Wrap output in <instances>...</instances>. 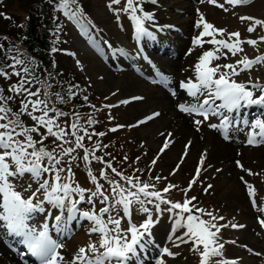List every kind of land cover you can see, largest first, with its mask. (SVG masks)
Segmentation results:
<instances>
[{
    "label": "rangeland",
    "instance_id": "obj_1",
    "mask_svg": "<svg viewBox=\"0 0 264 264\" xmlns=\"http://www.w3.org/2000/svg\"><path fill=\"white\" fill-rule=\"evenodd\" d=\"M176 1L156 0L153 3L150 0H140L143 10L153 15L154 25L158 24L157 28H161L162 34L159 37L162 40H150L153 49L148 50L151 55H148L141 65L143 70L131 69L130 64H128L123 70L118 71L114 66L101 64L100 60L89 50L88 42H86L87 33L85 31L87 28L85 23H88L90 30L88 37L99 39L109 58L114 61L118 59L121 49H133L130 40L132 26L130 27L127 18L128 16L130 19V14L123 11L116 13L110 10L108 7L110 0H82V2L88 3L89 15L85 17L78 12V18L84 19L80 20V24L75 31L70 24L73 17L68 15L69 22L67 21V14H65V11L63 12V16L65 14L66 32L60 37L63 47L60 53L59 68L63 72L72 71L77 73L78 76L83 78L85 91L93 99L92 107L98 110V116L100 117L98 125L101 127L94 126L91 130H99L100 133L105 135H96L94 132L90 134H93V137L96 138L95 144L104 143L113 152V167L125 176L139 177L143 182L155 184L156 190H162L168 184L177 185L178 187L163 193L166 199L173 202H183L186 195L188 198L195 196L197 199L192 202L193 204L212 212L216 217H223V219L213 221L217 225H226V227L220 229L218 234L219 242L224 245L223 255L214 257L213 260H235L236 264H264V226L260 223V220H264V211H261V209H264V143H247V134L250 127L235 122L228 126L227 132H224L222 128H216L217 135L210 128V125H219L222 117L214 115L213 119L210 117L211 122H205L208 119H204L199 113H182L177 107L179 102L186 105L196 102L195 98L191 97L187 90L181 87V82L187 83L192 76L196 75L194 67L198 62L196 58H199L202 54L198 56V53L215 47L207 43L203 47L193 44V37L198 36L202 30V28L196 27V21L200 15L203 14L204 18L217 28L226 29L223 36L217 35V39L221 37L228 39V33L239 32L240 39L245 41V39H250L251 36L264 34V29L258 27L256 32L249 33L247 28L250 22H242L239 17L244 14H253L255 18L264 20V0H254L245 7H233L225 3V0H218V3H224L228 11L208 3V0H203V2L201 0H184L190 5V10L187 11L186 8L185 11L174 10L173 4ZM125 2L126 0H121L120 4H113L112 7L113 9H122ZM5 9L8 13L19 10L17 3H12ZM165 9H169L168 14L163 13L166 11ZM138 13L141 16L143 14L142 12ZM174 13L178 16L181 15L182 19L185 20L190 18L187 30L178 25L165 27L169 21L166 16L171 17ZM22 15L24 14L22 13ZM117 15H119V19H117ZM130 22L132 24L131 19ZM192 25L191 33L189 29ZM190 33L191 37L189 38ZM175 36H179L183 40V47L178 51L173 41L175 52L172 50L171 53L173 54L170 53L169 55L166 51L171 50L172 46L167 44L166 40L172 41V39H176ZM203 39L208 40L210 37H204ZM156 44H159L160 47L154 48ZM242 48L243 52L235 56L228 53L226 58L221 56L219 60H213L211 66L234 64L243 56L254 58L264 54V43L261 42L256 46L244 43ZM190 49H192L191 52H189ZM179 57L181 58L180 64L177 62ZM172 59L176 62L174 63ZM155 69L164 70L169 85L175 87V93L178 92L174 96L175 99L159 86L149 85L142 79L147 71L153 74ZM221 71L227 70L221 69ZM134 76L137 78L136 80ZM233 79L237 82H247L251 79L253 82L259 80L264 83V65H255L250 71H244L233 77ZM36 88L37 86L33 84L32 91H35ZM133 95H138L140 99L124 103V96ZM221 111L223 112V110ZM157 112L159 113L158 116H153L150 120L147 119V117ZM232 115L234 116L235 113ZM240 115L241 117L244 116L242 113ZM254 116L255 114H251L247 117L251 120ZM22 119L28 125L33 123L28 116H24ZM64 120V118L60 119V123L63 124ZM196 120H202L203 122L197 125ZM170 121L171 124H169ZM179 121L187 122L190 129H192L190 131L201 141L202 145L200 144L196 148L197 151L191 143L189 144V137L179 138L174 135L180 125ZM158 122L160 123L159 128H155ZM111 129L116 130L112 131ZM167 134H173L169 142L166 141ZM34 136L39 139L38 135L34 134ZM226 139L232 140L226 141ZM213 140L217 141L220 147H227L231 144L236 147L232 149L234 151L230 156L223 157L221 155L222 148L213 149L212 147L210 149L208 145L205 147V142H213ZM166 142L168 147L161 152ZM45 143L51 147L52 138L50 137ZM83 154L82 149H78L77 152L73 153L78 157H82ZM95 155L97 156V153ZM202 157L203 164L200 163ZM67 159L68 157H65V160ZM154 160L155 163H153ZM237 161H239V164ZM72 167L75 180L82 187L94 190V185L89 180L86 168L90 167L93 174L99 177L101 168L106 166L96 160H92L89 165H86L82 159H77L72 162ZM197 168H200L198 177L196 176ZM106 170L110 177L120 180V177L111 173L110 169ZM157 176L162 177V179L156 180L155 177ZM241 177H243V180ZM194 178L196 182L185 194L183 189L187 188L189 182ZM245 181L253 186L255 190L254 197L249 195ZM15 183L17 190L21 191L25 197L31 196L38 186L28 175L16 180ZM100 183L104 184L105 189H108L109 186L104 180L101 179ZM29 184H31V188H28ZM208 185L212 187L208 188ZM206 188L207 191H205ZM228 189L232 191L236 189V191L229 194L228 191L230 190ZM40 198H43L42 194ZM253 199L256 201L255 206L252 202ZM48 205V203L44 204L45 210ZM101 206L99 199H97L96 209ZM78 207H81L80 211L83 212L88 211L91 206L82 202ZM147 207L151 210L153 218L158 220V223L151 229L150 239L153 243L142 253L145 264L150 262V264H155L156 260L161 258V248L165 247L174 253H178L174 257L164 254L165 264H199V255L191 251L192 243L189 241L188 243L178 244V240L175 238L185 229L179 230L174 238H167L169 228L173 225V215H168L169 211L166 210L169 205L161 204L160 213H157L155 207L151 204ZM44 213L45 211L35 213L30 223L39 228L43 224ZM59 214V210L53 214L52 224L55 223L54 217ZM195 214L201 215L200 213ZM145 216L147 214L137 211L136 206H134L131 219H134L135 224L142 223ZM201 218L204 220L210 219L207 214H203ZM86 221L88 220L81 219L79 213H77L76 219L67 220L66 224L63 225V227L67 225L64 229H68L66 232H69L70 236L72 235L71 238L64 240V247L60 249L68 260H71L72 254L79 247L86 246L90 241L97 242V235L88 232L91 222L86 223ZM82 224L84 225L82 226ZM232 224L243 225V227L233 228L231 227ZM121 226L127 228L128 221H122ZM1 230L0 233H2ZM53 238L56 239V236ZM20 250H23V248Z\"/></svg>",
    "mask_w": 264,
    "mask_h": 264
},
{
    "label": "snow or ice",
    "instance_id": "obj_2",
    "mask_svg": "<svg viewBox=\"0 0 264 264\" xmlns=\"http://www.w3.org/2000/svg\"><path fill=\"white\" fill-rule=\"evenodd\" d=\"M120 2L121 0H110L109 9L116 13L120 11L129 13L138 37L154 38V33L145 27V20L152 21L153 15L143 10L140 0H126L124 8L113 9L112 5L120 4ZM152 2L155 3L156 0ZM249 2L250 0H225V3L233 7L247 5ZM75 3L76 0H59L58 6L65 10V14L78 19V12L69 7L70 4ZM208 3L228 11L224 3H218V0H208ZM138 12H142L143 16L138 15ZM239 19L242 22H250L247 28L249 33L256 32L258 27L264 29L262 19L252 16H240ZM196 27L202 30L198 36L193 37V44L203 47L207 43L215 47L202 52L198 58L194 66L195 82L191 79L187 83L181 82V87L186 89L196 102L189 105L180 104L178 107L189 114L199 113L204 119H207L209 114L222 116L219 125L212 124L210 127L223 128L225 132L234 122L249 126L247 143H264V83L259 80L253 82L251 79L247 82H237L233 79L244 71H250L255 65H264V54L254 58L243 56L234 64L211 66L213 60H219L221 56L226 58L228 53L235 56L243 52L242 44L256 46L258 40H241L239 32L228 33L227 40L217 39V35L223 36L226 29L217 28L208 22L203 14L196 21ZM204 37H210V39L204 40ZM259 41H264V34L259 36ZM0 48H3V45H0ZM10 51L5 53L4 58H10L11 63L0 60V77L5 80H11L13 76L18 78L16 83L8 85L7 91L12 93L11 95H6L5 90L0 88V229L3 230V235L20 238V243L25 245L28 253L37 258L38 264H132L134 261L139 262L140 252L145 251L153 243L150 237L155 220L147 205H153L157 213H160V205L167 204L170 207L166 210L173 213V232L185 229L175 238L181 243L189 241L192 243L191 251L199 255V264H236L235 260H213L214 257L223 255L224 245L219 242L218 234L222 227H226V225H217L213 221L223 217H216L212 212L193 204L192 202L197 199L195 196L188 198L186 195L183 202L166 199L163 193L178 187L177 185L168 184L162 190H156L155 184L143 182L139 177L125 176L112 166L111 160L105 161L103 157L96 156L95 151L101 145L95 144L91 151L85 147V138L91 140L92 134H89L88 129L80 123V114L65 112L57 107V103H66L65 96L59 92L49 91L52 85L47 80H40L33 75L34 69H30L26 60L33 64L34 61L27 57L21 59L19 52L10 56ZM191 51L192 49L189 50ZM221 69L227 71H221ZM33 84L40 86L32 91ZM73 87L76 86L69 87L67 90L69 99L76 95L72 91ZM257 92L259 95L256 94ZM17 97H20L19 106L14 110L12 104ZM87 99L88 97L85 96L84 100ZM134 99H140V97ZM217 101L220 103L218 104ZM253 106L257 108L253 119L250 120L246 114L241 117V109H249ZM221 110H226L228 114H224ZM158 115V112L153 113L147 119L150 120ZM24 116H28L33 123L26 124L22 119ZM70 116L75 119H65L63 124L60 123L61 117ZM202 122V120L195 121L197 125ZM87 123L92 125L96 121L89 115ZM34 134L38 135L39 139H36ZM95 134L105 135L104 133ZM50 137L52 138L51 147L45 143ZM167 147L166 142L161 152ZM78 149L83 150L82 157L73 155ZM65 157L68 159L65 160ZM77 159H82L86 165L96 160L106 166L101 168L99 177L93 174L90 167L86 168L94 190L82 187L75 180L72 162ZM200 163L203 164V157ZM237 163L239 164V161ZM106 169H110L111 173L120 177V180L110 177ZM199 174L200 168H197L196 176L198 177ZM25 175L30 176L38 185L32 195L27 197L17 190L15 183ZM101 179L107 183L108 189L100 183ZM155 179L160 180L162 177L157 176ZM241 179L243 180V177ZM195 182L194 178L189 182L188 187L183 189L185 194ZM245 183L247 184V181ZM211 187L208 185V188ZM247 187L249 195L254 197L253 186L247 184ZM28 188H31V184ZM207 190L206 188L205 191ZM97 199L102 205L98 209H96ZM82 202L91 206L88 211H80L78 205ZM252 202L255 206V199ZM45 203L60 211V214L54 217L55 223L51 225V229L62 232L63 225L66 224L65 212L67 220L76 219L79 213L81 219L91 222L88 232L97 235V242L90 241L86 246L79 247L72 254L71 260L66 259L60 251L64 245L62 241L53 239L50 235L47 219L39 228L30 223L35 213L45 211ZM134 206L137 211L147 214V218L139 225L132 223ZM203 214H207L210 219H202ZM49 215H51L50 212ZM124 220L128 221L127 228L121 226ZM260 223L264 226V220H260ZM231 227H243V225L232 224ZM164 254L173 257L178 255L165 247L162 249L161 258L157 259L155 264H165Z\"/></svg>",
    "mask_w": 264,
    "mask_h": 264
},
{
    "label": "trees",
    "instance_id": "obj_3",
    "mask_svg": "<svg viewBox=\"0 0 264 264\" xmlns=\"http://www.w3.org/2000/svg\"><path fill=\"white\" fill-rule=\"evenodd\" d=\"M12 3H17L19 10L8 13L5 8ZM58 4L59 0H0V45H3V48H0V60H4V63H11L10 58H4L5 53L9 50H11L10 56L19 52L21 59L30 58L34 64L30 63L29 60H26V64L30 69H34L33 75L40 80H47L52 85L49 91L59 92L65 96L66 103H57V107L69 113L78 112L80 123L88 129L89 134L91 132L100 133L99 130H91L94 126H100L98 125L100 117L98 110L92 107L93 99L85 91L83 78L77 73L63 72L59 68L60 53L63 47L60 37L66 32V25L64 24L65 14L63 16L65 10L60 8ZM87 5V2L76 0V3L70 4L69 7L88 16ZM53 49L56 50L53 51ZM17 79L15 76L11 80L0 77V88L5 90L6 95L12 94L7 91V88L10 83H16ZM35 85L40 86L39 84ZM72 86H76L72 88L76 95L69 99L67 90ZM85 96L88 97L86 101L84 100ZM19 99L20 97H17L12 104L14 110L19 106ZM89 115L96 123L92 125L87 123ZM62 118L64 117L60 119ZM71 119L74 120L75 117ZM95 141L96 138L93 137V134L91 140L86 137L85 147L91 151ZM100 145L101 147L95 151V154L103 157L105 161L111 160L113 162V152L110 148L104 147L105 144L101 142Z\"/></svg>",
    "mask_w": 264,
    "mask_h": 264
},
{
    "label": "bare ground",
    "instance_id": "obj_4",
    "mask_svg": "<svg viewBox=\"0 0 264 264\" xmlns=\"http://www.w3.org/2000/svg\"><path fill=\"white\" fill-rule=\"evenodd\" d=\"M185 8H186V10L187 11H189L190 10V5H188L187 3H186V1H184V0H177L174 4H173V9L175 10H184L185 11ZM166 11H162L164 14H168L169 13V9L167 10V9H165ZM180 14V13H179ZM192 17V16H191ZM166 18H168L169 19V21L166 23V24H168L167 26L168 27H171V26H179V27H181L182 29H185V30H187L188 29V26H189V20H190V18H188V19H182V17H181V15L180 16H178L176 13H174L173 15H171V17H167L166 16ZM192 29H193V25H192V27H191V29H189L190 30V32L192 33ZM191 33H190V36H189V38L191 37ZM176 37V39L174 38V39H172V41H174V43L176 44V46H177V50L179 51V49L181 50V48L183 47V40L179 37V36H175ZM176 50V51H177ZM202 52H199L198 53V56L201 54ZM190 58V57H189ZM196 58V57H195ZM173 60V59H172ZM196 60H198V58H196ZM174 61V63L176 62L175 60H173ZM177 62L180 64L181 63V58L179 57V59H177ZM134 79L136 80L137 78L134 76ZM257 95H259V93L257 92L256 93ZM160 102H162L161 100H159ZM224 111V110H223ZM169 124H171V121L169 122ZM178 124V123H177ZM179 127L176 129V131H175V133H174V135L176 136V137H181V138H183V137H189V139H190V142H191V145L192 146H194V149H196L200 144L202 145V143H201V141L200 140H198V138H196V135L193 133V132H191L190 130H192V129H190V127H189V125H188V123L187 122H184V121H179ZM158 125H160V123L158 122V123H156V125H155V128H159V126ZM172 136H173V134H167L166 135V141H171V138H172ZM192 138V139H191ZM216 138V137H215ZM214 138V139H215ZM207 145L209 146V148L210 149H212V147H213V149L214 148H216V149H218L220 146L217 144V141H215V140H213V142H211V141H208V143L207 142H205V147H207ZM236 146L235 145H227V147H220V148H222L223 149V151L221 152L222 154L221 155H223V157H227V156H230V154H232L233 153V151L234 150H232V149H234ZM196 151H197V149H196ZM222 185V184H221ZM224 187V186H223ZM234 188V187H233ZM228 190H230V189H228ZM233 191H236V189L235 190H233ZM233 191L232 190H230V191H228V193L229 194H232L233 193ZM227 193V192H226ZM65 219H66V221H67V215H66V212H65ZM1 232H2V230H1ZM5 240H4V237H3V235H2V233H0V264H29V260H28V258H24V257H22L20 254H19V252H18V246H19V243L18 242H15L14 244H11V246L10 245H7V244H5V242H4Z\"/></svg>",
    "mask_w": 264,
    "mask_h": 264
}]
</instances>
